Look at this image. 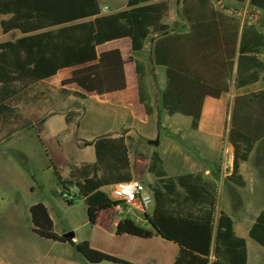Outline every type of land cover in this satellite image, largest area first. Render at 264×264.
Masks as SVG:
<instances>
[{"label":"trees","instance_id":"16d2710c","mask_svg":"<svg viewBox=\"0 0 264 264\" xmlns=\"http://www.w3.org/2000/svg\"><path fill=\"white\" fill-rule=\"evenodd\" d=\"M223 1L248 3L264 13V0ZM169 11V0H127L124 11L110 15L101 14L98 0H0V16L7 18L0 22L2 34L19 32L22 36L0 43V136L21 121L15 105L38 107L57 90L46 81L63 70L96 62L99 47L119 40H129L132 54L138 56L151 36L159 37L152 60L156 67L165 69L161 108L169 117L191 119V131L198 129L206 100H220L229 92L231 81L237 91L264 81V64L259 59L264 33L218 11L212 0H181L186 32L171 34L165 24ZM133 70L138 103L150 122L153 108L144 85L145 67L135 60ZM58 93L90 103L78 92ZM90 105L83 115L67 113L64 122L71 127L80 120L78 135L93 140L95 161L66 162L54 168L53 176L65 191L76 189L87 207L117 206L104 190L133 182L130 139L104 135L111 129L112 119L100 113L95 103ZM263 140L264 90L234 97L227 133L233 151L228 178L232 185L245 187L239 168ZM147 173L155 178L149 187L152 220L161 234L179 247L173 264H247L245 241L235 235L233 222L224 213L213 238V183L198 174L169 177L157 153L151 155ZM51 195L59 198L54 191ZM29 214L31 231L37 238L62 245L71 242L55 233L43 204L31 206ZM249 238L264 249V212L255 219ZM75 249L90 264H134L98 252L88 242L77 244ZM212 249L214 262L210 263Z\"/></svg>","mask_w":264,"mask_h":264},{"label":"crops","instance_id":"0c3cea01","mask_svg":"<svg viewBox=\"0 0 264 264\" xmlns=\"http://www.w3.org/2000/svg\"><path fill=\"white\" fill-rule=\"evenodd\" d=\"M98 1L100 8L108 6L107 3L102 2L103 4H101L100 0ZM126 3L127 0H121L118 6L115 5L113 8L116 9V13L124 11ZM169 4L171 11L170 0ZM177 14H179L182 19L181 3ZM5 18L6 17L0 16V22ZM183 26H186L185 22ZM170 32L171 34L184 33L186 32V28L182 32H175L170 28ZM6 36L8 38L2 43L14 42L22 37L19 32H11ZM157 39H159V37L153 35L152 40L149 43L148 41L145 42L142 53L148 50L152 57L153 46ZM108 46H112L113 48L122 47L127 53H130L132 57L134 56L130 50L129 40H119L99 47L97 49V58L99 57V49ZM133 58L135 61V56ZM92 65H94V63L63 70L54 78L46 81L45 84L54 89L81 93L89 99L94 100L98 105H117L126 108L130 112L133 124L139 128L144 127V125L147 124V119L142 107L138 103L137 87L133 69L131 72L134 81L133 79H131V81L122 79V76L119 74L116 77L114 75L110 76L104 74V71H113L117 73L126 71L125 65L114 63L111 67H107L106 69L105 67L100 66L102 72L100 75L81 74L73 82L75 85L70 86L66 83V79L74 75L70 73L72 70ZM159 69L164 72L165 79V69ZM93 79L96 82L95 90L90 87V83H92ZM164 85L165 80L163 87L160 90V107L161 93L164 89ZM148 95L150 96V94ZM208 101L213 100L207 99L206 102ZM43 102L44 101H42L38 107L32 106V128L30 129L34 137L32 140V157L34 160L39 161V172L41 174L47 173L49 177L47 182L37 183L38 187L34 191L32 190L36 196V201L27 205L24 209L28 211L31 233L32 226L29 209L34 204L40 203L46 207L49 217L53 222L55 233L59 236H65V234L71 232V234H73V239H71L70 243L65 245L49 242L51 247L50 252L47 255L35 253L33 251L23 262H17L16 260L11 261L6 258L1 259L0 264H73L72 260L77 264H90L76 252L75 246L81 242H88L91 248L103 254L137 264L138 262L135 261V252L136 244H139L142 245L144 253L149 251L150 256H153L157 264H173L179 247L167 240L155 226L152 220L153 204L151 208L145 212L127 208L122 204H118L117 206L105 205L87 207L83 199L79 197L76 189L68 188L65 191L59 184L54 182V180L56 181L53 176L55 167H59L66 162L79 164L93 163L95 161L92 146L93 140L80 138L82 142H79V144L74 142L71 138L72 130H70V127H67L64 122V117L68 112H65V110L59 112L52 110L45 111L42 106ZM231 106L232 102L230 108ZM163 113L168 120L175 119L177 131L179 130L180 125L186 127L188 131L190 130L192 123L191 119L179 115L169 117L164 110ZM154 118L155 110H153V120ZM207 118L208 117L203 108L197 131L190 130L189 134L193 133L191 135L192 140H194L195 136H198V132H202L204 126H206ZM21 119V121H24L25 118L21 115ZM210 119L213 121L210 124V127H208L205 132L200 133L202 135L206 134L207 142L203 144L204 147L198 152L199 158L189 162L188 152L194 153L195 150L192 149V146L194 145H188V142L184 137H179L181 143L179 144V147H176L177 157L174 161L175 170L179 172L171 174L165 168L164 162L162 168L164 172L172 178L180 175L198 174L201 175L204 181L213 183L216 187V204L212 223L213 238L217 231L219 216L221 213H224L232 220L235 235L245 241L247 264H264V249L249 238V231L255 219L261 212H264V165L261 162H255L251 159L254 152L253 150L248 162L242 164L239 168V175L245 183V187L237 188L232 185L228 181L232 172V148L228 144L225 153H222L221 149H217L215 142L219 130L224 126V122H221V115L217 112L213 113L210 116ZM79 122L75 125V133L77 136ZM164 123L166 124L167 130L172 129L170 126L168 127V121L165 120ZM163 124L161 126L165 128ZM112 128L113 126L111 129ZM111 129L107 130L104 135L112 139L119 137L126 139L127 136H130L129 130H126L122 135L112 133ZM155 129L158 128L156 127ZM136 133L141 137V134L138 131ZM172 134H177V132H172ZM90 144L92 145L86 146ZM188 147H190L191 150ZM72 153L75 154L74 157L72 156ZM194 155L196 154L194 153ZM159 158L161 157L159 156ZM160 160L162 161V159ZM41 161L43 164H41ZM129 163L134 178L133 181H135L130 154ZM45 164H47V168H45ZM250 166L253 167L251 172L248 170ZM147 175L150 178L149 183L152 185L155 182V178L148 173ZM52 183H54V189H52ZM106 190H108V188L104 190L107 194ZM51 191H54L59 195V198H54L50 194ZM69 196L74 198L73 202H69L71 205H69L67 201V197ZM71 217L72 220H69ZM72 250L78 255V257L72 255ZM213 262L214 257L212 249L210 263Z\"/></svg>","mask_w":264,"mask_h":264},{"label":"rangeland","instance_id":"374dc122","mask_svg":"<svg viewBox=\"0 0 264 264\" xmlns=\"http://www.w3.org/2000/svg\"><path fill=\"white\" fill-rule=\"evenodd\" d=\"M105 2L108 6L101 8V14L104 9H107L106 13L102 15H110L116 13L115 5L118 6L121 0H100V3ZM171 11L166 18V24L175 32H182L186 28L184 22L178 13L181 0H170ZM214 7L231 17L237 19L241 25L248 24L254 26L260 33H264V13L252 9L248 3L238 5L234 3L225 2L223 0H212ZM179 7V8H178ZM5 18L4 20H6ZM8 37L3 35L0 29V43L4 42ZM152 40V36L148 40V43ZM134 57V56H133ZM130 53H127L122 47L113 48L108 46L106 48L99 49V57L94 62V65L83 68H77L72 70L71 74H74L66 79V83L70 86L75 85L73 82L81 74L88 75H100L101 67H111L112 63H120L126 66L125 72H113L104 71V74L119 75L122 79L131 81L132 69L134 58ZM260 61L264 64V51L259 56ZM135 60L141 62L145 67L144 85L148 94H150V104L153 110H155V118L152 121L147 122L144 127L139 128L133 124L130 112L128 109L121 106L112 105H98L94 100H90V103H95L100 113H103L105 117L112 119L111 129L112 133L122 134L126 130H129L130 136V155L132 160L133 171L135 174V182L142 184L145 188L149 189L151 186L149 183V176L147 175V166L150 163L151 155L157 153L162 159L161 163L165 165V168L171 173L176 174L179 171L175 170L174 161L177 157L176 147H179L181 141L179 137H184L188 142V145L192 146L194 153L188 152L189 162H192L196 158H199L198 152L202 149L207 142L206 134H200L205 132L210 124L213 122L210 116L213 113H220L221 122H224V126L218 132L216 137L217 149H221L222 153H225L228 133V120L230 118V105L234 97L240 95L251 94L264 90V81H260L257 84L243 89L235 90L233 81H231L230 89L218 101H208L205 104L204 112L207 115L206 126H204L202 132H198V136L191 139L190 130L182 125L179 126L177 131L175 119H167L163 110L159 105L160 90L164 84V72L153 64V60L149 51H145L141 55L135 56ZM120 76V77H121ZM96 82L93 79L90 83V87L95 90ZM42 106L45 111H61L84 114V111L91 107L87 101H81L76 98L62 96L57 90H52L51 94L44 98ZM20 114L25 118L24 121H20L15 125L9 127L6 131L1 133L0 136V260L9 259L11 261L23 262L24 259L31 255V252L48 254L50 252V243L36 238L30 232V223L28 220V211L24 208L36 201V196L32 192L38 187V182L45 183L48 181L49 175L41 174L39 172V161L34 160L32 157V106H23L22 104L15 105ZM22 120V119H21ZM168 121V127L172 129L167 130L166 124ZM164 123V124H163ZM164 125L163 128L161 125ZM158 129H155V128ZM72 130L71 138L74 142H82L81 137L75 133V125L70 127ZM139 132L141 137L137 135ZM177 134H172V132ZM188 133V134H186ZM176 135V136H175ZM158 140V147L154 148L147 145L149 141ZM190 149V147H188ZM191 150V149H190ZM74 157L75 154L72 153ZM181 159V158H180ZM251 159L255 162H261L264 165V140L256 145ZM41 164L42 161H41ZM47 168V164H45ZM249 172L253 170L250 166ZM66 175V171L63 176ZM56 184L57 181L54 180ZM52 189H54V183H52ZM52 192V191H51ZM108 193V190H106ZM48 194V193H47ZM51 194V193H50ZM35 205V204H34ZM264 208V207H263ZM67 210V209H65ZM72 220V217L69 219ZM73 224V221H72ZM71 233V232H69ZM67 233V234H69ZM66 235V234H65ZM10 252V254H9ZM72 255H78L72 250ZM135 261L138 264H157L153 256H150L149 251L145 252L142 249V245L136 244ZM73 264H77L72 260ZM137 264V263H134Z\"/></svg>","mask_w":264,"mask_h":264},{"label":"built area","instance_id":"2783aa9c","mask_svg":"<svg viewBox=\"0 0 264 264\" xmlns=\"http://www.w3.org/2000/svg\"><path fill=\"white\" fill-rule=\"evenodd\" d=\"M106 11L107 9H104L102 14L106 13ZM107 195L113 202L143 212L150 209L153 204L152 193L150 190L135 181L128 184H118L109 187ZM67 201L68 203L73 202L74 198L69 196L67 197Z\"/></svg>","mask_w":264,"mask_h":264},{"label":"water","instance_id":"95a60500","mask_svg":"<svg viewBox=\"0 0 264 264\" xmlns=\"http://www.w3.org/2000/svg\"><path fill=\"white\" fill-rule=\"evenodd\" d=\"M165 35H166V34H165ZM91 145H92V144H90V145H86V146H91ZM147 145L152 146V147H154V148H157V147H158V140H156V141H149V142H147ZM65 238L71 240V239H73V234H71V233L66 234V235H65Z\"/></svg>","mask_w":264,"mask_h":264},{"label":"bare ground","instance_id":"6f19581e","mask_svg":"<svg viewBox=\"0 0 264 264\" xmlns=\"http://www.w3.org/2000/svg\"><path fill=\"white\" fill-rule=\"evenodd\" d=\"M112 65H113V63H112ZM112 65H111V66H112Z\"/></svg>","mask_w":264,"mask_h":264}]
</instances>
